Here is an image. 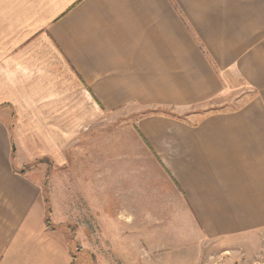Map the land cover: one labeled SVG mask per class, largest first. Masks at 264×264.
Wrapping results in <instances>:
<instances>
[{"label":"crops","instance_id":"1","mask_svg":"<svg viewBox=\"0 0 264 264\" xmlns=\"http://www.w3.org/2000/svg\"><path fill=\"white\" fill-rule=\"evenodd\" d=\"M234 89L236 108L184 114ZM90 106L147 111L127 156L72 161ZM262 230L264 0H0V264H171L154 256L176 236L199 260Z\"/></svg>","mask_w":264,"mask_h":264},{"label":"rangeland","instance_id":"2","mask_svg":"<svg viewBox=\"0 0 264 264\" xmlns=\"http://www.w3.org/2000/svg\"><path fill=\"white\" fill-rule=\"evenodd\" d=\"M229 95L230 97H228V100H233V102H226L223 100V98H220L211 103L193 106L185 111L184 114H202L211 110L236 108L240 104L241 99L244 97L246 98L249 94H242L239 89H234ZM130 110L131 109L128 107L118 109L113 112H106V114H104V119H102V111L97 109L94 110L90 106L89 114L91 115L90 119L93 121L84 124L85 126H89L90 131L83 132L79 129L77 136L74 137V152L71 155L72 161L75 164L78 163L80 165L82 161L96 162L102 157L105 158V162L111 163L114 161V157H118L117 159H120V157L127 156L126 154H122L121 151H126L129 145V130L131 126H133V120L136 118V116H140V114L147 112L145 110H140L135 114H128L127 111ZM149 111L150 110H148V112ZM165 112L168 114L173 113L169 111ZM96 114H99V119H97V116H94ZM184 114H175V116L181 118ZM96 147H101L105 150H102V153L100 152L99 155L97 153L98 151L96 150ZM141 156L142 155L139 154L138 158L140 159ZM44 161L49 163V160L47 159ZM123 161H126V159H123ZM35 167L39 168L40 166ZM108 171L109 170H107V172ZM42 173H46L44 169ZM152 174L153 175L150 177V187L152 189L163 190V187L161 186L163 183L160 182L161 177L158 176L156 172L154 173V171ZM145 200L146 199L142 200V204L144 205H146ZM151 220L154 222L152 225H150L152 222ZM183 222L184 219L179 217H171L169 219H138L139 229L142 227L144 228L148 224V226H155L152 228L154 231L158 229H164V231H168L170 229V231H173L172 229L182 227ZM76 227L77 226L74 225L73 229L76 230ZM170 234L173 235L174 233ZM72 235H68L70 236L69 245L71 246V249L74 251V253L78 254L76 247H79L78 245H80V242H77L79 241L77 239L71 240ZM76 237L80 238V235H76ZM176 237L171 240V243L168 245L167 249H163L165 246H163V248L160 247L162 251L158 250L156 252L158 255L154 256V258H156L154 261H185L172 262L171 264H192V261H201V264H264V230L234 237L232 239L203 241L199 260L197 245H194L192 249L189 248L187 251H185V253L184 251H180L181 245L179 244L181 242L177 243L175 240ZM158 242L161 243L162 241ZM187 245L191 246V244L186 243V246ZM190 250H192V252ZM116 251L117 254L115 253ZM108 253H110L108 254L109 261H117V256H119L118 259H120V261H126V259H124V257L121 255V251L118 252V247L117 249H114L113 246L111 252ZM141 253H143L144 257H146L143 249ZM193 253H195V255H193ZM111 254H114V256ZM81 259L82 258L79 254L77 258L78 264H81ZM138 261L147 260L144 259L143 256H140V253H138Z\"/></svg>","mask_w":264,"mask_h":264},{"label":"trees","instance_id":"3","mask_svg":"<svg viewBox=\"0 0 264 264\" xmlns=\"http://www.w3.org/2000/svg\"><path fill=\"white\" fill-rule=\"evenodd\" d=\"M165 113H167V112H165ZM168 114V113H167ZM45 159H39L37 162H42V161H44ZM47 210H48V208H47ZM47 225H48V219H47Z\"/></svg>","mask_w":264,"mask_h":264}]
</instances>
